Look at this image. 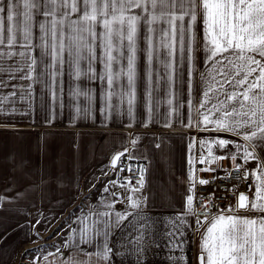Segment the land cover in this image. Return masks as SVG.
<instances>
[{"label": "snow or ice", "instance_id": "1", "mask_svg": "<svg viewBox=\"0 0 264 264\" xmlns=\"http://www.w3.org/2000/svg\"><path fill=\"white\" fill-rule=\"evenodd\" d=\"M65 74L72 81L67 98ZM138 110L142 128L158 123L166 130L156 138L159 150L165 136L186 135L172 131L177 123L208 133L188 144L181 208L162 187L161 208L172 214L154 211L144 195L149 165L120 166L119 172L135 175L109 180L103 191L111 200L80 209L77 227L69 226L63 245L48 255L64 256L68 249L73 255L61 264H153L166 249L167 264H187L192 228L199 232L197 264H264V0H0V131H18L15 118L37 111L48 128L67 119L72 127L86 122L107 133L113 122H126L133 129L131 148L113 156L116 168L122 158L137 159ZM42 139L46 154L48 140ZM213 145L224 154L216 155ZM11 159L14 169L26 163ZM224 160L230 167H220ZM196 164L216 165L199 171H223L214 177L222 182L241 173L225 189L235 204L221 209L211 198L215 193L197 197L196 186L213 181L196 179ZM249 180L251 197L237 195L239 183ZM19 195L0 194V211ZM201 211L208 214L201 217ZM43 259L49 264L48 256Z\"/></svg>", "mask_w": 264, "mask_h": 264}, {"label": "crops", "instance_id": "2", "mask_svg": "<svg viewBox=\"0 0 264 264\" xmlns=\"http://www.w3.org/2000/svg\"><path fill=\"white\" fill-rule=\"evenodd\" d=\"M63 81L67 98L72 81L67 74ZM91 86L99 91V82H93ZM3 91L7 92L9 89ZM181 100H186V96H181ZM183 111L186 117L187 109ZM15 119L18 131H0V194H5L6 189L8 197L20 193L0 211V264H8L16 248L31 247L44 241L48 247L37 254L31 264H45L44 256H48L49 264H61V261L73 253L63 249L64 256L53 257L48 254L55 253L56 247L63 245L69 226L77 227L75 220L81 215L80 209L87 210L90 205L97 206L102 198L111 200L110 193L103 191L109 180L117 179L110 160L113 154L123 151L125 146L131 148L128 134L133 129L128 128L126 122L116 121L107 133H102L99 126L86 122L72 127L67 119L57 120L52 128H48L43 122V114L39 111L31 118L17 116ZM143 119V112L138 110L135 131L142 135V139L133 151L137 158L142 153L149 157L145 160L149 165V172L144 195L149 197L154 211L163 212L167 216L172 213L171 210L161 208L160 190L162 187L170 190L171 198L175 200V208H181L180 201L187 194L188 187V144L192 137L199 140L207 137L208 133H197L195 129L188 130L177 123L172 131L186 135L165 136L166 146L159 150L154 147L158 142L156 138L161 131L166 130L158 123L153 124L150 131L144 129L140 126ZM52 132L55 135H49ZM221 135L222 138L236 139ZM44 136L47 137L49 145L46 154L42 151ZM199 151L197 145L193 154L198 156ZM213 151L216 155L224 154L215 145ZM12 156L17 161H25L24 167L14 169ZM221 163L230 166L231 162L224 160ZM199 165H195L196 177L199 175ZM248 165L251 169L255 168V162ZM42 176L45 178L44 183L36 187ZM252 182L249 180V183ZM109 187L110 191L122 192V189ZM253 191L254 188L251 191L248 189L247 194L251 197ZM122 207L120 204L115 205L116 210H122ZM190 220L195 225L194 219ZM187 241V264H197L199 232L189 228ZM166 254L165 249L154 258L153 264H167Z\"/></svg>", "mask_w": 264, "mask_h": 264}, {"label": "built area", "instance_id": "3", "mask_svg": "<svg viewBox=\"0 0 264 264\" xmlns=\"http://www.w3.org/2000/svg\"><path fill=\"white\" fill-rule=\"evenodd\" d=\"M129 163H131L133 165V167L135 168V166L139 163H144L146 164L145 160H142L141 158H137L134 159L132 161H128L127 158H122V161H118V166L116 168H114V170L116 171V173H118L120 176H128V175H135V173H128L127 171L124 172H119V167L120 166H124L126 167ZM216 165H199V169L201 167H215ZM220 167L223 168H228L230 166H225L220 162ZM248 168L251 169V167L248 165ZM225 173L223 171H217V172H201L199 171V175L196 177V179H208L210 181H213L212 183H210L209 185H197L196 186V195L197 197H203V198H209V194L210 193H215L216 195L211 197L212 199L215 200L216 204L219 206V208L223 209L225 207H227L229 204H231V202H235V199L232 196V193L230 192H226L225 189H227L228 187H231V185L233 183H235L236 178H238L241 173H237V172H233L232 176L233 179L229 180V181H221L220 179H214V177H221L224 176ZM135 181L133 180V183ZM246 186V182L241 181L239 183L238 188L236 189V193L238 195V192L241 190H244ZM197 207H199V205H197ZM215 211V209H213ZM201 217L205 214L203 211H201ZM194 219V218H193ZM195 221V220H194Z\"/></svg>", "mask_w": 264, "mask_h": 264}, {"label": "rangeland", "instance_id": "4", "mask_svg": "<svg viewBox=\"0 0 264 264\" xmlns=\"http://www.w3.org/2000/svg\"><path fill=\"white\" fill-rule=\"evenodd\" d=\"M47 238V237H46ZM46 241L42 242L39 245L28 246L23 248H16L13 251V256L11 261L8 264H31L34 258L39 254L43 249L47 248Z\"/></svg>", "mask_w": 264, "mask_h": 264}, {"label": "water", "instance_id": "5", "mask_svg": "<svg viewBox=\"0 0 264 264\" xmlns=\"http://www.w3.org/2000/svg\"><path fill=\"white\" fill-rule=\"evenodd\" d=\"M116 153H119V152H116ZM116 153H115V154H116ZM115 154H113V156H114ZM113 156L111 157V160H112ZM111 160H110V164H111ZM248 184H249V181H248V182H246L245 189H244V190H241V191H239V192H238V194H239L240 192H245V193L247 194V190H248Z\"/></svg>", "mask_w": 264, "mask_h": 264}]
</instances>
